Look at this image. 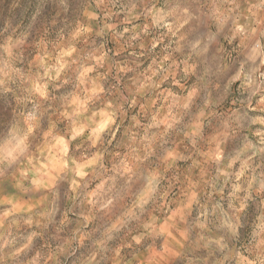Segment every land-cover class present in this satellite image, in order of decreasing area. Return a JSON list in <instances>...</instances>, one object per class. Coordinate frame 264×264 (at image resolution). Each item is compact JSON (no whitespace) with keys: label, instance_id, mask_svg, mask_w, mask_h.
Masks as SVG:
<instances>
[{"label":"clouds","instance_id":"obj_1","mask_svg":"<svg viewBox=\"0 0 264 264\" xmlns=\"http://www.w3.org/2000/svg\"><path fill=\"white\" fill-rule=\"evenodd\" d=\"M0 264H264V0H0Z\"/></svg>","mask_w":264,"mask_h":264}]
</instances>
